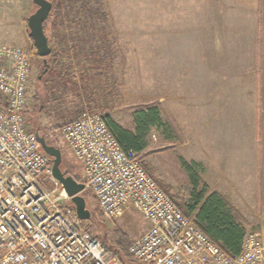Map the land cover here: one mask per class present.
<instances>
[{
  "label": "rangeland",
  "instance_id": "rangeland-1",
  "mask_svg": "<svg viewBox=\"0 0 264 264\" xmlns=\"http://www.w3.org/2000/svg\"><path fill=\"white\" fill-rule=\"evenodd\" d=\"M50 1L53 6L45 30L58 54L54 77L43 73L45 58L35 53L28 35L27 17L37 5L33 0H0V44L21 45L35 53L27 108L32 129L60 147L63 167L68 166L72 174L82 173L83 163L61 134L64 123L90 107L130 126L133 111L160 104L175 123L179 138L166 142L154 131L157 140L146 150V160L156 164L157 175L173 194L186 198L190 181L182 156L187 157V151L195 153L199 107L208 105L203 100L213 96L214 78H200L196 73L198 59L204 52L212 54V46L202 45L212 42V31L201 24L212 22V13L203 11L209 0H84L83 6ZM209 70L213 73L212 66ZM250 79H241L243 86ZM246 96L248 104L255 98L260 102L252 117L260 120L259 134L263 133L261 95L250 91ZM243 97L237 100V108ZM243 128L231 126L232 141L250 145L254 134L248 132L250 126L245 132ZM150 153H154L152 159ZM83 195L92 217L104 222L102 235L108 244L117 229L130 240L147 230L148 224L136 210L113 219L98 211L90 191ZM237 204H242L241 198ZM242 215L250 219L248 229L264 233V207Z\"/></svg>",
  "mask_w": 264,
  "mask_h": 264
},
{
  "label": "built area",
  "instance_id": "built-area-1",
  "mask_svg": "<svg viewBox=\"0 0 264 264\" xmlns=\"http://www.w3.org/2000/svg\"><path fill=\"white\" fill-rule=\"evenodd\" d=\"M34 56L0 44V264H122L85 229L36 139L27 110ZM61 134L104 215L134 209L148 224L130 246L137 264H264L263 232H248L231 257L184 214L138 153L121 146L101 111L84 108Z\"/></svg>",
  "mask_w": 264,
  "mask_h": 264
},
{
  "label": "crops",
  "instance_id": "crops-1",
  "mask_svg": "<svg viewBox=\"0 0 264 264\" xmlns=\"http://www.w3.org/2000/svg\"><path fill=\"white\" fill-rule=\"evenodd\" d=\"M209 3L208 8L203 6V11L212 13V22L201 24L202 29L212 31V42L204 41L202 45L212 46V54L206 55L204 52L198 59L200 69L196 73L200 78H214L211 87L213 96L203 100L208 105L199 107L195 153L187 151L188 156L182 158L197 174L200 184L207 186L205 197L214 191L225 194L245 215L246 210L254 213L256 209L259 211L264 207V126L263 133L259 134L260 120L253 118L260 102L255 98L254 102L252 100L248 104L249 96L245 97L250 91L258 97L261 95L264 110V0H209ZM208 64L212 66L213 73H207L211 72ZM248 78H251V84L248 82L243 86L241 79ZM241 95L244 97L237 108ZM133 113L130 126L120 122L131 130L134 128ZM262 116L264 125V111ZM231 126L236 129L242 126L244 132L246 126H250L247 130L254 134L249 137L253 143H234ZM155 140L157 135L153 131L150 145ZM191 141V138L187 139L189 144ZM150 155L152 159L154 153ZM150 162L157 169L156 164ZM188 173L189 195L191 178ZM75 174L84 177V168L82 173ZM240 198L242 204L238 205L237 199ZM93 199L96 202L94 196ZM247 221L250 222V219L247 218ZM251 231L254 230L248 229V232Z\"/></svg>",
  "mask_w": 264,
  "mask_h": 264
},
{
  "label": "trees",
  "instance_id": "trees-1",
  "mask_svg": "<svg viewBox=\"0 0 264 264\" xmlns=\"http://www.w3.org/2000/svg\"><path fill=\"white\" fill-rule=\"evenodd\" d=\"M64 1H70V5L73 4V1L74 3L81 2L80 6L85 4L84 0ZM48 63L51 66L47 72L48 76L54 77L57 74L55 69L56 64H58V54L55 53L54 50H52ZM165 114L166 113L163 111L160 104L137 109L133 113L134 128L132 130L124 127L109 113L105 114V119L108 128L114 134L121 146L125 150L132 149L138 153L147 172L176 202L184 214L194 221L214 243L226 251L231 257L238 256L242 250L245 235L248 232V221L233 205L231 199L227 195L215 191L205 197L208 190L207 186L205 184H200L197 174H195L192 168L184 161H182L183 165L192 176L189 195L186 198L181 195H175L171 192V186L157 175V169L150 161L146 160V150L150 146V138L153 131H158L160 135L169 142L179 138L175 123ZM50 143L55 144L54 142ZM62 168L69 169L72 174V171L68 166H62ZM73 175L79 182H86L84 177H81L78 174ZM71 205L75 207L73 203H71ZM96 207L98 211L102 212L97 204ZM102 213H100V216ZM96 220L98 219L91 217L90 220L84 221V227L92 237L98 238L105 245L106 256L108 258L116 257L122 262V264H137L136 260L130 253V246L133 240H130L131 238L129 235L124 231L117 229L113 232L111 243L108 244L102 235L104 222Z\"/></svg>",
  "mask_w": 264,
  "mask_h": 264
},
{
  "label": "water",
  "instance_id": "water-1",
  "mask_svg": "<svg viewBox=\"0 0 264 264\" xmlns=\"http://www.w3.org/2000/svg\"><path fill=\"white\" fill-rule=\"evenodd\" d=\"M33 2L37 5V9L27 17L28 35L34 44L35 53L45 58L43 73H47L50 69L47 57L51 55L52 48L45 30V21L49 18L53 4L50 0H33ZM35 135L42 150L50 157L54 178L62 184L66 193L71 198L78 216L83 221L90 220L92 214L87 207V202L83 195L86 191L85 183L79 182L70 173L69 169L62 168L63 155L60 147L50 143L46 136L40 134L39 130L35 131Z\"/></svg>",
  "mask_w": 264,
  "mask_h": 264
},
{
  "label": "flooded vegetation",
  "instance_id": "flooded-vegetation-1",
  "mask_svg": "<svg viewBox=\"0 0 264 264\" xmlns=\"http://www.w3.org/2000/svg\"><path fill=\"white\" fill-rule=\"evenodd\" d=\"M50 16V15H49ZM48 139V138H47Z\"/></svg>",
  "mask_w": 264,
  "mask_h": 264
}]
</instances>
